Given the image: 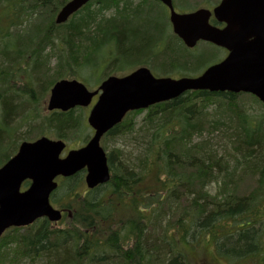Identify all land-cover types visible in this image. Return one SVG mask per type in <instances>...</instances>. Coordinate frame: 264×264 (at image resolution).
<instances>
[{
	"label": "trees",
	"instance_id": "16d2710c",
	"mask_svg": "<svg viewBox=\"0 0 264 264\" xmlns=\"http://www.w3.org/2000/svg\"><path fill=\"white\" fill-rule=\"evenodd\" d=\"M67 1L0 0V166L22 140L79 136L75 111L44 109L57 81L97 65L105 79L112 76L107 71L149 65V56L161 58L149 66L163 75L177 64L183 68L176 73L187 74L204 64L176 36L166 37L165 14L164 21L149 12L156 0H92L56 25ZM173 2L183 11L197 7ZM109 8L115 14L105 18ZM241 97L262 113L251 115ZM141 112L129 113L105 136L110 182L82 196L62 191L53 203L64 211V225L45 229L50 223L43 220L26 234L11 229L0 240V256L17 244L30 264H186V245L208 239L222 258L246 261L248 240L256 234L259 246L264 232V132L258 131L264 106L241 93L192 92L150 107L135 130L127 118ZM24 123L26 135L17 134ZM254 216L261 218L259 231Z\"/></svg>",
	"mask_w": 264,
	"mask_h": 264
},
{
	"label": "water",
	"instance_id": "95a60500",
	"mask_svg": "<svg viewBox=\"0 0 264 264\" xmlns=\"http://www.w3.org/2000/svg\"><path fill=\"white\" fill-rule=\"evenodd\" d=\"M89 1H68L56 14L55 23H65ZM159 2L168 8L173 33L187 48L202 41L224 49L226 57L195 78H155L148 69L140 68L123 77H107L95 91L76 80L56 82L49 92L48 112L88 107L98 95L87 117L93 135L85 146L68 151L63 158L61 140L40 137L20 144L0 167V237L9 228L28 226L37 219L50 223L61 219L60 211L49 202L57 178H70L85 170L89 190L105 184L107 159L99 142L128 112L145 110L186 91L244 93L264 105V0H221L212 11L198 9L188 14L176 13L171 0ZM211 16L224 27L212 26ZM25 181L30 185L20 192Z\"/></svg>",
	"mask_w": 264,
	"mask_h": 264
},
{
	"label": "rangeland",
	"instance_id": "374dc122",
	"mask_svg": "<svg viewBox=\"0 0 264 264\" xmlns=\"http://www.w3.org/2000/svg\"><path fill=\"white\" fill-rule=\"evenodd\" d=\"M220 0H187V4L188 5H197L195 9L198 8H212L213 6H215V4L217 2H219ZM203 2H212L210 4H205ZM177 7V11H179L178 6ZM112 8H109L105 11V16H110L113 11H111ZM187 9V8H184ZM162 10V9H161ZM151 15V14H150ZM167 18V15H165ZM168 21V19H167ZM172 34V32L170 31V28L168 27V25L166 24V31H165V35L166 37H169V35ZM162 44L160 43L159 45V49L162 48ZM169 52V51H167ZM106 53V52H105ZM168 54V53H167ZM189 55L195 56L198 59H202V61H204V64L198 68L199 72L197 73H185V71H182L181 73H178V75L180 76H185V77H195L198 74H200L203 70H205L208 66H210L211 64L221 60L222 58H224L225 56V52L222 51L219 48H216L210 44L204 43V42H199L191 51V53L189 52ZM56 63V60L54 57H51L50 60V69H53L54 65ZM149 64V61L147 62ZM123 64V63H122ZM150 65V64H149ZM205 66V67H204ZM102 67L103 65H97L96 67H94V69H87L84 70L81 74V76H79L78 78H75L77 81H79L80 83H82L88 90H94L96 89V87H98L99 83L101 82V73H102ZM162 68V66H161ZM182 65L177 64L175 67L171 68V70H174L173 72L176 73L177 70L182 69ZM151 71H153V74H157L158 76H161L162 73H158L159 69L154 70L152 67L150 68ZM130 71H132V68H125L123 70L117 71L115 74H111V72L107 71L108 75H113V76H123L125 74H128ZM168 75V74H166ZM106 76V75H105ZM162 76H164L162 74ZM171 78H176V77H171ZM242 99V104H244L246 106V109L249 111V113L251 115H255V114H259L262 113L259 110V107L256 106L251 100H249L247 97H241ZM47 99H48V94L44 99V109L46 107V103H47ZM96 98H94L91 102V104L87 107V108H83V109H78V113L77 115L80 117V122H82L83 124V129H81L79 131V136L76 137L75 135H71L70 139L68 141H64V143L66 144V148L63 152V154L61 155L64 156L66 154L67 151L71 150V149H76L78 147H80L86 140H88L91 135H92V130L89 128V126L86 124V117L88 115L89 110L91 109L92 105L95 103ZM43 109V110H44ZM46 112V111H45ZM146 114V110L141 113H138L136 115L133 116H129L127 119L131 120L134 124V129L136 130L142 119L144 118ZM26 123L19 125L16 133L17 134H24L26 135ZM46 137H48L49 139L52 140H57L55 137H53L51 134H46ZM25 141V140H22ZM103 141H106V139H104ZM103 142H102V147H103ZM1 152V149H0ZM108 153V150L106 151ZM70 184L72 185V187H74V191H72L71 193H77L78 195H83L85 194V192L87 191L85 189L84 186V174H77L76 176L73 177V179H70ZM29 186L28 182H24L21 186V190H24L25 188L27 189ZM25 189V190H26ZM58 195H57V191L54 195H52L53 197L51 198L52 202H54L55 196H61L62 191H65L64 189V184H63V180L60 183V187L58 189ZM211 190L214 192V187L211 188ZM65 200H69V198H65ZM53 207L57 208V205H55L54 203ZM60 209V207H59ZM260 217L262 218H256V221L258 222V225H256V229L259 231V229L263 228L262 227V221L264 220V211L261 210L260 212ZM262 221H261V220ZM61 224L60 226H57L58 228L62 227V225H64L63 223H59ZM58 225V224H57ZM54 227V226H53ZM39 228V225H36L33 227L32 230H36ZM30 231V230H28ZM28 231H23L20 234H23ZM257 231V232H258ZM263 235V239H264V232L262 233ZM249 238V236H247ZM247 238V239H248ZM190 242V241H189ZM249 245L246 246V249H250L251 250V242L250 240H248ZM261 244L260 246H258L260 251H257L256 253H249L248 255L246 254V261L242 262V261H228L227 259H224L221 257V254L215 249L213 250L212 247V243L209 242L208 239H206L204 242H199L200 246H197V244H194V242H190L186 245V249L187 251H189V256L188 258V264H264V240L262 242V239L260 240ZM262 253V254H261Z\"/></svg>",
	"mask_w": 264,
	"mask_h": 264
},
{
	"label": "bare ground",
	"instance_id": "6f19581e",
	"mask_svg": "<svg viewBox=\"0 0 264 264\" xmlns=\"http://www.w3.org/2000/svg\"><path fill=\"white\" fill-rule=\"evenodd\" d=\"M156 3H155V6H156V8L155 7H153V6H151L150 5V7H149V12H153L154 10H155V14L157 13H159L162 17H163V19H164V21H165V18H164V14L165 15H167V13L165 12V7H164V5L161 3V2H159L158 0H156L155 1ZM121 8H122V6L119 8V10H121ZM162 9V10H161ZM111 11H113V13L110 15V16H105V13H104V17L105 18H110V17H113L114 16V14H115V8H112L111 9ZM167 19H168V24H169V28H170V31L172 32V34H170L169 36H171V35H174V36H176L174 33H173V30H172V25H171V23H170V21H169V17H168V15H167ZM133 20V19H132ZM127 21H129V17L127 18ZM67 22V21H66ZM65 22V23H66ZM54 23H55V20H54ZM65 23H62V24H65ZM56 24V23H55ZM62 24H59V25H62ZM56 25H58V24H56ZM137 26H135V28L134 29H136L137 30ZM138 31V30H137ZM184 45V44H183ZM184 47L186 48V49H188V50H191V49H189V48H187L185 45H184ZM122 60H121V62L122 61H124V59L125 58H121ZM146 59H148L147 61H149V64L153 67V66H156V64H157V62H159L158 63V65L159 64H161V58L160 57H158V56H155V57H153V58H151L150 56H149V58H147L146 57ZM181 59V58H180ZM144 60V59H143ZM146 61V60H145ZM212 65V64H211ZM210 65V66H211ZM151 66H149V65H143V66H137V67H134V68H132V70H138V69H140V68H146V69H150V67ZM71 80H76V79H71ZM77 81V80H76ZM77 82H79V81H77ZM49 92H50V90H49ZM49 92H48V97H49ZM206 92H208V91H206ZM190 93H192V91H186V92H184V93H182L181 95H179L178 97H176V98H174V99H171V100H169V101H167V102H170V101H173V100H175V99H177V98H179V97H181V96H185V95H187V94H190ZM208 93H210V92H208ZM214 94V93H213ZM216 94V93H215ZM47 101H48V99H47ZM167 102H163V103H167ZM260 103V102H259ZM47 104V103H46ZM159 104H162V103H159ZM260 104H262V103H260ZM156 105H158V104H156ZM263 105V104H262ZM153 106H155V105H153ZM153 106H151V107H153ZM264 106V105H263ZM150 107H148L147 109H149ZM78 109H80V108H78ZM78 109H77V107H75V108H73L72 110L73 111H75V115H77V113H78ZM69 111H71V110H69ZM68 112V111H67ZM60 113H62V112H60ZM66 113V112H65ZM88 114H89V112H88ZM87 117H88V115H87ZM87 117H86V124H87ZM234 118V119H233ZM232 120H235L234 122H236V118L235 117H232ZM121 123V122H120ZM119 123V124H120ZM88 125V124H87ZM118 125V124H117ZM116 125V126H117ZM242 124H240L239 126H241ZM82 126H83V124H82ZM238 126V127H239ZM115 127V126H114ZM113 127V128H114ZM90 128V127H89ZM112 128V129H113ZM91 129V128H90ZM92 130V129H91ZM110 131V130H109ZM108 131V132H109ZM258 131L259 132H264V124L263 125H261L260 127H259V129H258ZM107 132V133H108ZM107 133H105L102 137H101V139H100V142H99V145H100V147L102 148V150L104 151V153H105V156H106V159H107V169H108V181L105 183V184H107V183H109L110 182V179H111V169H110V166H109V163H108V153L106 152V150H104V148L102 147V142H103V140L105 139V136L107 135ZM92 135H93V130H92ZM92 135H91V137H92ZM90 137V138H91ZM90 138L88 139V140H86L81 146L83 147V146H85L86 144H87V142L90 140ZM22 142H24V141H20L17 145V150H18V148H19V146H20V144L22 143ZM194 143H197V142H199V139L198 138H196V139H194V141H193ZM84 170H81V171H79L77 174H81V172H83ZM63 180V184H64V189H65V192L66 193H71L72 191H74V187H72V185L71 184H69L68 182H66V180H68L67 178H62V179H60V180H57V188H56V190H58L59 189V187H60V183H61V181ZM105 184H102V185H105ZM102 185H98V186H102ZM84 186H85V189L87 190L86 192H85V194L88 192V191H92V190H94L95 188H97V187H95V188H93L92 190H89V188L84 184ZM75 193V192H74ZM56 205V204H55ZM55 208V207H54ZM55 209H57L58 211H60V213H61V215H63V218H64V211L63 210H61V209H59V206L57 205V208H55ZM73 209H74V206H73ZM43 220H45V219H37V220H35L34 222H33V224H37V225H41L42 223H43ZM62 222V220H60L58 223H56V224H50V226H46V225H43V227L45 228V229H49V228H51V229H59L57 226H60L61 224H59V223H61ZM33 224H31V225H33ZM58 224V225H57ZM31 225H28V226H23V227H15V228H9V229H7L3 234H2V236L0 237V240H1V238L5 235V233L7 232V231H9V230H11V229H19V233H21V232H23V231H28L29 229H30V226ZM52 225L54 226V227H52ZM47 227V228H46ZM42 229V228H41ZM41 229H39V230H41ZM40 233H42V232H40ZM39 233V234H40ZM36 234L37 233H35L34 235L32 234V236H31V238L32 237H35L36 236ZM263 236H261L260 237V239L258 240V243H259V246L260 245H262L261 244V242H260V240L262 239V242H263V238H262ZM252 242H251V250L249 251L250 253H256L257 251H259V248H258V246H257V244H256V242H257V236H256V234H252ZM212 247H213V250H215L216 249V247H215V245H213L212 244ZM217 250V249H216ZM23 251H21V250H18V245L17 244H15V245H13V246H11L10 247V249L9 250H6V253H7V255H3V256H0V264H30L31 262L29 261V259L28 258H26V257H23V253H22ZM189 251H187V255H186V257H188L189 256ZM262 254V253H261ZM37 254H35V256L34 257H37L38 258V256H36ZM37 258H35V260L36 261H38V259ZM188 258H187V261H186V264H188ZM94 262H85L84 264H93ZM58 264H61V263H58Z\"/></svg>",
	"mask_w": 264,
	"mask_h": 264
},
{
	"label": "flooded vegetation",
	"instance_id": "af4514ba",
	"mask_svg": "<svg viewBox=\"0 0 264 264\" xmlns=\"http://www.w3.org/2000/svg\"><path fill=\"white\" fill-rule=\"evenodd\" d=\"M165 7V6H164ZM176 10V9H175ZM165 12L167 13V15L169 14V11H168V9L165 7ZM176 12H178L177 10H176ZM178 13H180V12H178ZM210 22H211V24H213L215 27H217V28H223L224 27V24H220V23H218V22H215L214 21V19L211 17V19H210ZM155 76V75H154ZM166 76H168V77H176L175 79H178V78H181V77H184V76H180V75H178V73H171V74H168V75H166ZM158 77V76H157ZM174 79V78H173Z\"/></svg>",
	"mask_w": 264,
	"mask_h": 264
}]
</instances>
